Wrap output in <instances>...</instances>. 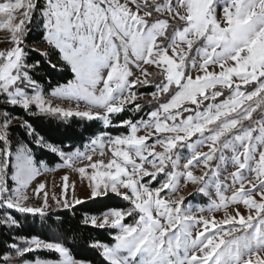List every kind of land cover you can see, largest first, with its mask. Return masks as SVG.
Returning a JSON list of instances; mask_svg holds the SVG:
<instances>
[{
    "label": "snow or ice",
    "instance_id": "obj_1",
    "mask_svg": "<svg viewBox=\"0 0 264 264\" xmlns=\"http://www.w3.org/2000/svg\"><path fill=\"white\" fill-rule=\"evenodd\" d=\"M0 264H264V0H0Z\"/></svg>",
    "mask_w": 264,
    "mask_h": 264
},
{
    "label": "trees",
    "instance_id": "obj_2",
    "mask_svg": "<svg viewBox=\"0 0 264 264\" xmlns=\"http://www.w3.org/2000/svg\"><path fill=\"white\" fill-rule=\"evenodd\" d=\"M59 79V77H56ZM41 127L45 130L47 134L55 141L63 140L65 142L71 143L75 140L76 143H79V137L81 134L87 136L88 133L84 132V125L80 123H70V125H60L58 126L56 122L49 123L48 121H44L41 123ZM43 159L50 162V165L55 162L56 158L51 155H43ZM186 202H194L197 204L204 202V197L199 194L188 196ZM103 205L99 203H95L92 201H87L85 205L77 206L78 209L81 211L87 209H100ZM60 215L63 219L67 220V223L63 225L65 230H70L73 227L74 221L77 217H73L68 210L65 209H57L54 213H52V220L55 221L56 215ZM79 212L77 213V216ZM33 222L29 221L28 224L31 225ZM51 223V222H50ZM55 226L52 229H49V233L55 231ZM44 229L41 227L40 222L37 220L34 222V227L26 226L24 229V233H36L42 232ZM82 235H91V236H106V233H102L97 230H90L89 232L82 233ZM76 236V233H70L69 241L70 244H75V251L77 252L78 256L80 257H92V253L89 252L84 245L83 239H74L73 237Z\"/></svg>",
    "mask_w": 264,
    "mask_h": 264
},
{
    "label": "rangeland",
    "instance_id": "obj_3",
    "mask_svg": "<svg viewBox=\"0 0 264 264\" xmlns=\"http://www.w3.org/2000/svg\"><path fill=\"white\" fill-rule=\"evenodd\" d=\"M62 174L63 173L60 172V171L55 172V173L47 174L48 175V179L50 181V187H51V181H53V180L55 181L56 185L60 184ZM72 178L76 179L75 176H73ZM190 188H191V186H190ZM52 190L55 191L57 194H59V192H60V188L59 187H55ZM76 194H77V196H79V197H81V198H83L85 200L87 199V195H88L87 190L81 184H79V182L77 183ZM186 203H188V202H186ZM191 203L194 204V205H198V206H206L207 198L204 197V202L200 203V204H197V203H194V202H191ZM241 210L243 211V209H241ZM217 215L219 216V215H221V213H218Z\"/></svg>",
    "mask_w": 264,
    "mask_h": 264
}]
</instances>
